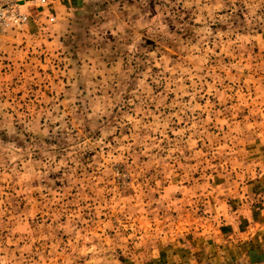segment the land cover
Wrapping results in <instances>:
<instances>
[{
	"label": "rangeland",
	"instance_id": "rangeland-1",
	"mask_svg": "<svg viewBox=\"0 0 264 264\" xmlns=\"http://www.w3.org/2000/svg\"><path fill=\"white\" fill-rule=\"evenodd\" d=\"M47 9L0 29V264H264V0Z\"/></svg>",
	"mask_w": 264,
	"mask_h": 264
},
{
	"label": "built area",
	"instance_id": "built-area-1",
	"mask_svg": "<svg viewBox=\"0 0 264 264\" xmlns=\"http://www.w3.org/2000/svg\"><path fill=\"white\" fill-rule=\"evenodd\" d=\"M53 0H0V29L25 27L41 15L56 21L57 15L47 9Z\"/></svg>",
	"mask_w": 264,
	"mask_h": 264
},
{
	"label": "crops",
	"instance_id": "crops-1",
	"mask_svg": "<svg viewBox=\"0 0 264 264\" xmlns=\"http://www.w3.org/2000/svg\"><path fill=\"white\" fill-rule=\"evenodd\" d=\"M253 231L251 239L258 236V241L260 240L259 253H264V215L260 214L258 218L254 220ZM259 245V244H258Z\"/></svg>",
	"mask_w": 264,
	"mask_h": 264
}]
</instances>
